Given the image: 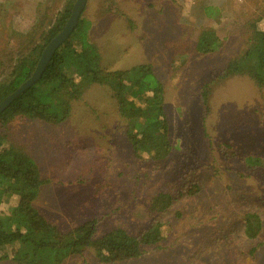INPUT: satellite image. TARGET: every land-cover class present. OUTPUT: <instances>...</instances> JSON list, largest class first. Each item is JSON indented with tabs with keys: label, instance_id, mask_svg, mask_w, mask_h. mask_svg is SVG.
I'll return each mask as SVG.
<instances>
[{
	"label": "rangeland",
	"instance_id": "rangeland-1",
	"mask_svg": "<svg viewBox=\"0 0 264 264\" xmlns=\"http://www.w3.org/2000/svg\"><path fill=\"white\" fill-rule=\"evenodd\" d=\"M66 1L0 0V81L19 54L41 41ZM149 1L156 6L159 27L145 30L148 17L131 18L134 32L150 33L136 40L148 46L144 56L135 40L108 44L94 28L90 38L104 68L152 65L162 83L170 153L160 160L135 157L110 88L92 84L71 103L62 123L21 120L9 126L8 140L29 153L46 180L33 204L61 231L91 218L98 219V236L117 227L137 235L154 221L163 223L157 247L133 260L108 264H264V87L247 76L218 77L230 59L246 51L253 25L264 29V0ZM98 2L116 13L125 10L119 8L121 0ZM86 6L82 17L98 26V11L90 15ZM207 6L214 9L210 16L204 13ZM103 20L99 31L118 40L120 20ZM202 27L217 33L221 45L216 52L195 51ZM161 193L169 202L151 213L150 202ZM16 201L12 196L0 203V212ZM246 212L261 220L252 239L243 234ZM3 250L11 253L10 247ZM0 264L15 263L8 259ZM61 264L98 262L87 248Z\"/></svg>",
	"mask_w": 264,
	"mask_h": 264
},
{
	"label": "trees",
	"instance_id": "trees-1",
	"mask_svg": "<svg viewBox=\"0 0 264 264\" xmlns=\"http://www.w3.org/2000/svg\"><path fill=\"white\" fill-rule=\"evenodd\" d=\"M75 0H67L42 32L41 41L30 45L19 54L8 77L0 81V101L12 93L34 71L45 45L63 28ZM213 8H204L206 16ZM90 22L78 18L77 24L54 51L41 77L21 92L0 113V203L17 196L15 204L0 212V261L15 264H61L71 255H79L87 248L93 250L98 264L133 260L150 247H157L163 239V223L152 222L143 232L129 234L121 227L96 235L98 219L91 218L66 231L53 225L34 206L40 187L46 180L41 177L35 160L21 146L8 140L9 126L21 120H40L57 124L67 118L71 102L80 99L92 84L107 85L117 104V110L126 122L125 135L135 157L164 159L171 151L169 123L163 108L162 83L150 64H137L126 69H107L100 64V55L88 39ZM21 35L23 32L13 31ZM221 45L214 29L202 27L194 49L199 54L216 52ZM247 76L264 87V29L254 24L245 52L229 60L220 79ZM204 85L201 87V89ZM206 107L205 88L201 93ZM221 146L228 147L226 144ZM169 202L167 194H158L149 205L155 213ZM243 234L256 237L261 220L257 213L244 214ZM10 247L11 253H4ZM2 251V252H1Z\"/></svg>",
	"mask_w": 264,
	"mask_h": 264
},
{
	"label": "crops",
	"instance_id": "crops-1",
	"mask_svg": "<svg viewBox=\"0 0 264 264\" xmlns=\"http://www.w3.org/2000/svg\"><path fill=\"white\" fill-rule=\"evenodd\" d=\"M98 1L94 0V2L93 3H90V5L88 4V0L86 2L87 3L86 8L87 9L90 8V15H91V13L93 14L94 12H97L98 11V13L95 14V16H97L95 20L98 21L96 23V25H98V26H95V25L93 26V20L86 18L90 22V28H89V31H88V39H89V41L93 44V41L91 40L90 36H91L92 30L94 28V31L95 32L99 33L100 35H105L104 38H106L107 41H109L108 44H110V42H112V43H119V44H122L123 45V43H124L123 41H126L124 39H127V41H133V40H135V42L137 44L136 47H138L140 49V51L142 52V55L141 56H144V54L146 53V51H148V46L142 47V45L138 41H136V40H139V41L142 40V39H139V37L140 38H143V39H146V38H148V36L150 35V33L149 32L144 33L143 31H141V32H134L133 20H138L139 18L148 17L149 18V21H150V25H149V27H146V28L145 27H142L143 29H145V30L148 29V28L149 29H153V28H155V26L156 27H159V26H157L160 23L159 22V19H157L158 16H156L153 13V10H156V6L154 5V3H150L149 0H136V2H134V3H128L127 0H121V2H118V4H121V6H119V5L118 6H119V8H122V6H123L125 8V10H123L122 12L116 13V9L115 8H111V6H109L108 9H107L106 8V5L104 7L103 6V3L98 2ZM84 9H85V7H84ZM151 10H152V13H151ZM150 14H151V16H150ZM112 16L114 18L119 19L120 20L119 23L122 26V28H121V35H120V38L118 40H112L113 38H112L111 34H108L107 32L106 33H102V32L99 31V25L101 24V22L105 21L103 19L105 17H112ZM126 27L127 28L130 27L133 30H130L129 29V30L126 31ZM134 35H138V36H134ZM94 46L96 47V49L98 51L97 46L96 45H94ZM108 49H109V51L111 53H113L109 47H108ZM117 52H122V50L117 51ZM98 53H99V51H98ZM99 55H100V53H99ZM100 61H101V56H100ZM138 64H150V63H138ZM134 65H137V64H134ZM134 65H132V66H134ZM132 66H130V67H132ZM130 67H128V68H130ZM74 101H76V100H74ZM70 108H71V106H70ZM66 119H64V120H66ZM63 121H61L60 123H62Z\"/></svg>",
	"mask_w": 264,
	"mask_h": 264
},
{
	"label": "water",
	"instance_id": "water-1",
	"mask_svg": "<svg viewBox=\"0 0 264 264\" xmlns=\"http://www.w3.org/2000/svg\"><path fill=\"white\" fill-rule=\"evenodd\" d=\"M87 0H75L70 15L65 22L63 28L57 33L43 48L38 62L31 76L22 82L12 93L5 96L0 101V113L24 90L32 86L42 75L47 62L50 60L54 51L64 42V40L70 35L72 30L77 24Z\"/></svg>",
	"mask_w": 264,
	"mask_h": 264
}]
</instances>
